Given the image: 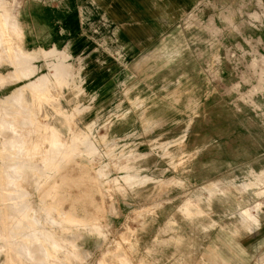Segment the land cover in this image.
<instances>
[{
	"label": "rangeland",
	"instance_id": "1",
	"mask_svg": "<svg viewBox=\"0 0 264 264\" xmlns=\"http://www.w3.org/2000/svg\"><path fill=\"white\" fill-rule=\"evenodd\" d=\"M131 6L0 0L19 24L0 34L23 46L0 64V206L35 245L47 227L74 233L75 249L48 250L49 264H264V0L163 9L170 24L137 26L142 41L124 27ZM44 78L49 92L23 109ZM36 126L81 139L59 169L35 162L38 147L24 160ZM10 248L13 264L30 260Z\"/></svg>",
	"mask_w": 264,
	"mask_h": 264
},
{
	"label": "bare ground",
	"instance_id": "2",
	"mask_svg": "<svg viewBox=\"0 0 264 264\" xmlns=\"http://www.w3.org/2000/svg\"><path fill=\"white\" fill-rule=\"evenodd\" d=\"M2 13L0 14V23H2L4 27H8L10 30L9 32H12L10 35L14 36L13 33L19 31L18 22L15 21V18H13L11 16V14H4V12H2ZM8 34H4V35L0 34V46L5 41L12 42L7 47L6 46L3 47V49L1 47L2 53H0V64L3 61L8 63V62H10L11 59L13 60V56L10 57L12 52L10 54V52L8 50L11 51V49L13 47H15V48H18V47L22 48L23 47L22 45L17 44L18 42L16 43L14 39L13 40L9 39ZM14 38H16V37H14ZM12 63H13V61H12ZM46 80H47L46 78L38 79L37 83L40 84V88H41V90L39 92H35L32 94H26V93L22 94L21 107L23 109L26 108V104H27L26 98H28L29 95H30V97H31V95L34 96V99H33L34 102L33 103L35 105H39V103H41L43 97L49 92L48 91L49 85H48V82ZM4 121L7 122V120H4ZM35 128L36 129L34 131V137H30L29 140L25 144L26 148L23 149V152H22L24 155L23 158H24V160H26L29 163L34 162L35 159L33 157V154H35L37 151L39 152L38 149H35V147H38V148H40V152L44 151L45 153L44 154L39 153L35 162H37V164L42 162L43 164L40 165V167L42 166L45 169H48V168L50 169L51 167H54V166L56 169H59L61 167L62 163H64L66 161V159L71 155L72 152H70V148L73 145H75L76 141H78V142L81 141V139L78 138V140L71 141L70 142L71 144L65 143V142L61 141L60 136L57 133L52 132L49 135L48 129L46 127L41 128V127L36 126ZM10 134H11V132H10ZM47 136L49 137V140H47ZM67 144H70V145H67ZM6 148H8V147H6ZM14 150L16 151V149H14ZM1 157H5V154H1ZM18 172L21 174L20 178L22 181H25L33 173L32 167H30V171L24 172L22 169H19ZM28 172H31V174H29ZM6 184H7V182L6 183L0 182V197H2L3 200L9 194L6 192V188H4L6 186ZM186 204H188V203L186 202ZM254 207H255L254 211L256 212L255 216L259 218V216H261L263 213L260 209V203L256 204ZM52 210H54V209L49 207V212H51ZM10 211L12 214L10 213ZM255 221H257L256 218H255ZM82 226L85 228L87 233L91 234L92 236H94L97 239H100L101 228L98 224H96V223L84 224L83 223ZM33 231L34 230H33V227L31 225H29L25 222H22L21 220H18L17 218H15L13 216V209L5 207V206L4 207L0 206V246H1V249L4 248V253L2 254L3 259H4L3 262L8 261L9 264L14 263V254L11 251L10 245L15 246L17 248V250L20 249L21 252L18 251V256L22 255V254H24V255L27 254L30 257L29 261H22V262L20 261V263L17 262L16 264H28V263L31 264L32 262H35L37 260H41V262H42L41 264H49L48 263L49 262L48 261V257H49L48 256V250H55L57 248H66V247H71L72 249H75V247H76L75 246V240H74L75 235L70 230H67V231L61 230V231L56 233V231L53 228L47 227L43 231V237L40 238L41 243H39L38 245L34 244ZM36 246H37V248H35ZM127 250H129V249L127 248ZM127 253L125 251V254H127ZM128 257H130V256L128 255ZM115 261H116V259H115ZM116 262H118V261H116ZM119 262H120V260H119ZM99 264H114V262L108 260L105 257V259H102ZM125 264H126V262H125Z\"/></svg>",
	"mask_w": 264,
	"mask_h": 264
},
{
	"label": "crops",
	"instance_id": "3",
	"mask_svg": "<svg viewBox=\"0 0 264 264\" xmlns=\"http://www.w3.org/2000/svg\"><path fill=\"white\" fill-rule=\"evenodd\" d=\"M199 1L202 0H125L127 6L131 3V9H134L136 12L132 14V16L129 12L126 15L127 18L132 17V23L125 25V22L121 21L118 24L125 25L124 27L133 30L134 33L132 32L129 34L131 40L137 38L141 39L142 41L145 40V38H148L146 37L148 34H143L145 26V31L150 32L151 28L154 26L165 27L170 24V14L161 13L163 9L182 11L183 9H187L192 5H196ZM118 6H121L120 3ZM115 21L117 22V19H115ZM140 25L144 26L143 29H138L137 26ZM147 26H150L151 28L147 30Z\"/></svg>",
	"mask_w": 264,
	"mask_h": 264
}]
</instances>
